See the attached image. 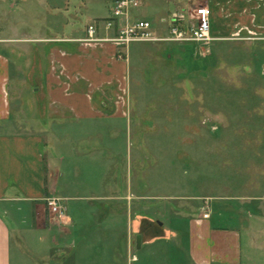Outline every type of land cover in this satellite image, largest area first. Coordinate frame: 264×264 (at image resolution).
Returning a JSON list of instances; mask_svg holds the SVG:
<instances>
[{"label": "crops", "instance_id": "obj_1", "mask_svg": "<svg viewBox=\"0 0 264 264\" xmlns=\"http://www.w3.org/2000/svg\"><path fill=\"white\" fill-rule=\"evenodd\" d=\"M157 1L142 6L159 21L160 34L168 18L189 23L206 6L212 11L211 36L218 39L211 46L264 39V0ZM27 3L0 0V11L8 4L10 16H23L29 14ZM48 9L60 13V7ZM45 32L33 39L0 38V264H186L184 253L188 264H264V158L247 153L246 165L263 161L261 172H246L245 180L233 173L228 197L208 213L205 207L192 211L184 203L168 204V225L147 210L156 188L153 172L148 183L129 163L127 173L111 169L109 127L135 114L141 128L140 99L154 97L151 83H164L174 72L186 78L183 68L192 65L198 45L135 44L124 50L86 41L87 27ZM112 34L102 29L99 36ZM242 43L252 52L264 51V40ZM36 77V87H23ZM160 90L161 96L172 95L164 85ZM51 197L61 200L67 224L47 208ZM36 238L43 249L31 262L23 248Z\"/></svg>", "mask_w": 264, "mask_h": 264}, {"label": "rangeland", "instance_id": "obj_2", "mask_svg": "<svg viewBox=\"0 0 264 264\" xmlns=\"http://www.w3.org/2000/svg\"><path fill=\"white\" fill-rule=\"evenodd\" d=\"M157 2L165 5L166 0ZM27 4L29 14L23 16H10L8 4L1 8L0 38L33 39L44 36L48 28L67 25L85 30L98 20L111 18L113 6L112 0H28ZM49 5L60 7V13L49 11ZM146 8L141 6L133 16L148 20L157 29L159 21L146 16ZM16 30L20 33H14ZM242 42L199 44L191 53L192 65L183 68L188 71L186 78L179 80L174 72L164 83H151L149 88L157 92L140 99L141 128L137 129L135 114L129 115L128 122L109 127L111 169L115 166L119 174L127 173L129 163L132 173L143 174L147 182L152 178L148 173H154L151 180L156 188L149 193L147 210L160 223L168 225L173 219L168 204L184 203L192 211L205 207L208 213L212 204L219 206L228 197L233 173L245 180L246 172H261L262 160L246 165L244 157L248 153L264 158V51L252 52ZM28 45L31 48L33 43ZM34 79L23 87H36L39 79ZM163 85L172 89L171 96H161ZM243 248L246 252L245 234ZM42 249L37 238L27 239L23 248L31 262L41 258ZM176 249L170 257H175ZM182 257L188 264L185 253Z\"/></svg>", "mask_w": 264, "mask_h": 264}, {"label": "built area", "instance_id": "obj_3", "mask_svg": "<svg viewBox=\"0 0 264 264\" xmlns=\"http://www.w3.org/2000/svg\"><path fill=\"white\" fill-rule=\"evenodd\" d=\"M112 16L102 22L97 21L87 27L88 42H111L126 50L135 44H211L218 39L211 36L212 11L209 7L201 6L196 9L195 17L189 23H185L183 17L175 16L164 21L168 24L167 31L160 34L153 25L147 21L136 18L133 12L142 6V0H114L112 4ZM103 23V27L101 24ZM104 29L112 32V36L100 37V31ZM244 41L264 40L256 37L242 38ZM125 54H120L122 59ZM50 212L55 215L61 224H67L69 218L61 200L51 197L47 200ZM132 262L137 261V256H132Z\"/></svg>", "mask_w": 264, "mask_h": 264}, {"label": "water", "instance_id": "obj_4", "mask_svg": "<svg viewBox=\"0 0 264 264\" xmlns=\"http://www.w3.org/2000/svg\"><path fill=\"white\" fill-rule=\"evenodd\" d=\"M137 245H138V248L141 247V236L137 237Z\"/></svg>", "mask_w": 264, "mask_h": 264}]
</instances>
